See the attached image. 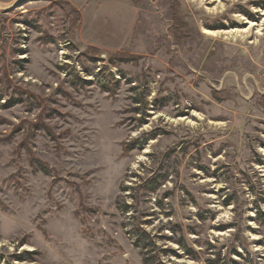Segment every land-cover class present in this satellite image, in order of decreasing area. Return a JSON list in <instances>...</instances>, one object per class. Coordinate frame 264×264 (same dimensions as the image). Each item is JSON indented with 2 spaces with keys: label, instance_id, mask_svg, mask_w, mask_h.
<instances>
[{
  "label": "rangeland",
  "instance_id": "obj_1",
  "mask_svg": "<svg viewBox=\"0 0 264 264\" xmlns=\"http://www.w3.org/2000/svg\"><path fill=\"white\" fill-rule=\"evenodd\" d=\"M145 259L264 264V0L0 8V264Z\"/></svg>",
  "mask_w": 264,
  "mask_h": 264
},
{
  "label": "water",
  "instance_id": "obj_2",
  "mask_svg": "<svg viewBox=\"0 0 264 264\" xmlns=\"http://www.w3.org/2000/svg\"><path fill=\"white\" fill-rule=\"evenodd\" d=\"M23 0H18L15 2V4H13V6H18L19 3H21ZM13 6H0L1 9H10L12 8Z\"/></svg>",
  "mask_w": 264,
  "mask_h": 264
},
{
  "label": "trees",
  "instance_id": "obj_3",
  "mask_svg": "<svg viewBox=\"0 0 264 264\" xmlns=\"http://www.w3.org/2000/svg\"><path fill=\"white\" fill-rule=\"evenodd\" d=\"M107 89H108V88H107ZM153 188H155V187H153ZM125 209H127V208L125 207ZM143 234H144V232H142V235H141L140 238L137 240V242L139 243V246L142 245V244H140V242H141L140 239H141V237L143 236ZM143 248H144V246H143ZM144 262H145V264H149L150 260L145 259Z\"/></svg>",
  "mask_w": 264,
  "mask_h": 264
},
{
  "label": "bare ground",
  "instance_id": "obj_4",
  "mask_svg": "<svg viewBox=\"0 0 264 264\" xmlns=\"http://www.w3.org/2000/svg\"><path fill=\"white\" fill-rule=\"evenodd\" d=\"M18 1V0H17ZM254 23H252V25H253ZM207 33H210V32H212V31H206Z\"/></svg>",
  "mask_w": 264,
  "mask_h": 264
}]
</instances>
